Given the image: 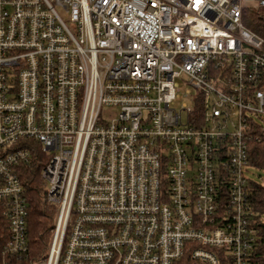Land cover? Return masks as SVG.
Wrapping results in <instances>:
<instances>
[{
	"label": "built area",
	"instance_id": "built-area-1",
	"mask_svg": "<svg viewBox=\"0 0 264 264\" xmlns=\"http://www.w3.org/2000/svg\"><path fill=\"white\" fill-rule=\"evenodd\" d=\"M263 11L264 0H0V264L30 252L18 170L34 156L56 215L33 264H252L264 23L246 21ZM182 83L194 106L177 110Z\"/></svg>",
	"mask_w": 264,
	"mask_h": 264
},
{
	"label": "trees",
	"instance_id": "trees-1",
	"mask_svg": "<svg viewBox=\"0 0 264 264\" xmlns=\"http://www.w3.org/2000/svg\"><path fill=\"white\" fill-rule=\"evenodd\" d=\"M264 14V11L262 12ZM260 13H250V19L246 21L248 27L257 33H263L259 26L264 23V17H258ZM43 157L34 156L30 164L19 167V176L26 188L29 203L27 229L30 239V252L27 256L16 259L15 264H33L35 257L43 254L50 242L52 228L56 215V207L45 200L46 185L41 176ZM249 163L264 168V140L251 142L249 150ZM252 190L251 201L258 220L255 224L258 238L255 251L251 260L252 264H264V184L250 181ZM5 229L0 228V246L3 245Z\"/></svg>",
	"mask_w": 264,
	"mask_h": 264
},
{
	"label": "rangeland",
	"instance_id": "rangeland-1",
	"mask_svg": "<svg viewBox=\"0 0 264 264\" xmlns=\"http://www.w3.org/2000/svg\"><path fill=\"white\" fill-rule=\"evenodd\" d=\"M187 87H188V85H186L185 83H182L181 90H180V97L177 98L173 102V104H172V107L173 108H175L177 110H180L184 104L186 105L187 108H190V107H193L194 106L192 100L190 99V96H185V94H184ZM183 114H184V117H185L186 116V111H183ZM259 120H260V118H259ZM262 121L264 122V119H262ZM248 176H249V178L252 181H255V182H259V183H263L264 184V168H262V167H257L255 165H250L249 166ZM263 219H264V216H263ZM43 254H41L38 257L33 258L32 262L34 260H37V259L41 258L43 256Z\"/></svg>",
	"mask_w": 264,
	"mask_h": 264
}]
</instances>
